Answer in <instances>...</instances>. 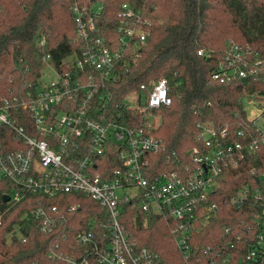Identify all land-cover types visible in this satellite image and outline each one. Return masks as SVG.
<instances>
[{"label":"built area","instance_id":"built-area-1","mask_svg":"<svg viewBox=\"0 0 264 264\" xmlns=\"http://www.w3.org/2000/svg\"><path fill=\"white\" fill-rule=\"evenodd\" d=\"M102 9L99 2L76 3L73 50L57 64L50 54L44 58V72L50 69L56 77L44 81L43 72L37 81L10 88L0 100V226L20 202L34 199L24 217L35 221L51 243L47 262L33 264H169L159 253L139 246L127 230L124 220L133 206L168 219L187 264H264V171L255 166L250 169L254 181H246L230 197L237 210L256 209L249 232L243 234L250 245L244 251L240 243H232L243 239L236 231L228 240L233 249L208 247L206 262L204 255L191 262L192 241L218 215L214 196L223 176L264 147V95L244 100L252 125L238 133L212 121L197 122L201 145L190 150L197 166L187 168V174H152L148 155L160 150L162 140L152 133L158 124L150 116L171 102L168 81L152 80L149 94L140 97L144 125L114 119L109 83L130 47V56H136L147 33L137 8L124 3L116 46L98 24ZM251 55L256 53L229 41L213 78L229 82L263 73L264 61ZM250 107L258 113L251 115ZM82 198L98 203L100 211L87 217L81 211ZM19 229L16 236L26 241Z\"/></svg>","mask_w":264,"mask_h":264},{"label":"trees","instance_id":"trees-1","mask_svg":"<svg viewBox=\"0 0 264 264\" xmlns=\"http://www.w3.org/2000/svg\"><path fill=\"white\" fill-rule=\"evenodd\" d=\"M1 2L4 10L0 12V100L10 88L37 81L44 72V58L48 54L51 62L57 64L73 50L71 42L76 32L73 6L76 3L90 6L99 2L103 5L98 24L116 46L120 37L118 13L122 4L130 3L140 13L147 39L136 56H130V47L118 64L115 81L109 83L113 96L109 107L115 114L114 119L120 123L144 125L147 118L139 110L140 97L149 94L152 80L167 79L171 102L156 109L160 123L152 133L162 140V147L148 155L152 174L176 171L185 175L187 168L197 166L190 150L201 145L198 121H212L218 127H228L233 133L252 125L244 100L257 94L264 95V71L247 80L239 78L229 82L214 79L213 73L231 40L256 53V56L251 55L252 58L259 57L264 61V0ZM201 50L202 54H199ZM144 84L147 89L141 88ZM131 95L137 97V104L129 100ZM262 159L264 147L256 156L223 176L222 185L214 196L219 202L218 215L212 225L201 229L196 241H192L195 254L191 262L203 257L208 247L223 245L233 249L228 240L235 237V232L240 231L242 235L249 232L247 224L252 222L256 209L246 206L237 210L230 197L246 181H254L250 172L252 167L264 171ZM34 205V199L24 200L4 219L0 226V264L47 262L50 236L43 233L35 221L24 217ZM81 211L88 217L89 212L98 213L100 206L82 198ZM124 222L139 246L149 247L169 264H187L177 248L167 218L144 214L129 206ZM18 229L28 236L26 241L16 236ZM244 235L242 241L231 242L240 243L246 251L250 241H246ZM206 260L204 255L203 262Z\"/></svg>","mask_w":264,"mask_h":264},{"label":"rangeland","instance_id":"rangeland-1","mask_svg":"<svg viewBox=\"0 0 264 264\" xmlns=\"http://www.w3.org/2000/svg\"><path fill=\"white\" fill-rule=\"evenodd\" d=\"M53 77H56V75L49 69V70H45V72H44V74H43V79H44V81H46V80H50L51 78H53ZM132 96V95H131ZM133 104H137L138 103V101H137V97L136 96H132V97H130V99H129ZM249 109V113L251 114V115H256L257 113H258V110H256V109H254V108H252V107H250V108H248ZM158 116V117H157ZM150 120H151V122L153 123V122H155L156 124H158V123H160V115L158 114V113H156V116H154V115H151L150 116Z\"/></svg>","mask_w":264,"mask_h":264},{"label":"water","instance_id":"water-1","mask_svg":"<svg viewBox=\"0 0 264 264\" xmlns=\"http://www.w3.org/2000/svg\"><path fill=\"white\" fill-rule=\"evenodd\" d=\"M6 199H7V197H6Z\"/></svg>","mask_w":264,"mask_h":264}]
</instances>
